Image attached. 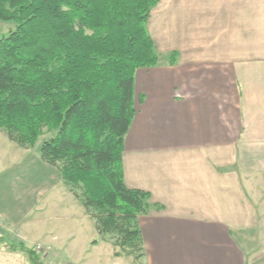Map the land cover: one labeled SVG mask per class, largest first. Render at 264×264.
Wrapping results in <instances>:
<instances>
[{
  "label": "crops",
  "instance_id": "0c3cea01",
  "mask_svg": "<svg viewBox=\"0 0 264 264\" xmlns=\"http://www.w3.org/2000/svg\"><path fill=\"white\" fill-rule=\"evenodd\" d=\"M147 30L158 61L135 72L122 153L125 185L150 194L139 264H251L243 239L259 221L250 192L264 181V0H159ZM105 256L123 259L109 245ZM0 264L30 262L0 244Z\"/></svg>",
  "mask_w": 264,
  "mask_h": 264
},
{
  "label": "trees",
  "instance_id": "16d2710c",
  "mask_svg": "<svg viewBox=\"0 0 264 264\" xmlns=\"http://www.w3.org/2000/svg\"><path fill=\"white\" fill-rule=\"evenodd\" d=\"M158 2L0 0V21L15 24L0 38V130L25 148L44 128L52 132L38 146L41 161L58 170L113 255L135 260L143 255L139 218L150 194L125 185L122 153L135 114V72L158 61L147 30ZM0 244L44 264L22 242L0 235Z\"/></svg>",
  "mask_w": 264,
  "mask_h": 264
},
{
  "label": "rangeland",
  "instance_id": "374dc122",
  "mask_svg": "<svg viewBox=\"0 0 264 264\" xmlns=\"http://www.w3.org/2000/svg\"><path fill=\"white\" fill-rule=\"evenodd\" d=\"M14 28L13 22L0 21V38ZM43 131L35 147L25 148L0 130V234L7 242H22L36 250L44 264H112L111 256L108 260L105 256L107 245L114 254L112 243L98 237L93 221L63 185L58 170L41 161L38 146L52 135L46 128ZM263 182L250 192L257 203L258 225L253 235L245 234L243 239L251 264H264ZM93 240L105 243L100 253L92 248ZM120 257V264H139L134 255Z\"/></svg>",
  "mask_w": 264,
  "mask_h": 264
}]
</instances>
